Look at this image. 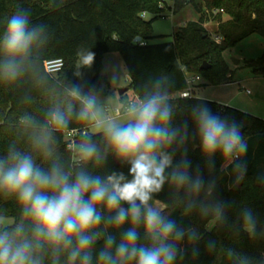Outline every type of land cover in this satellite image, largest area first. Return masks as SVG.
I'll list each match as a JSON object with an SVG mask.
<instances>
[{
  "label": "clouds",
  "instance_id": "1",
  "mask_svg": "<svg viewBox=\"0 0 264 264\" xmlns=\"http://www.w3.org/2000/svg\"><path fill=\"white\" fill-rule=\"evenodd\" d=\"M43 31L42 26L30 27L25 12L7 19L0 33V52L5 57L0 78L11 82L20 75L22 60L43 43ZM94 56L87 52L83 63L90 65ZM158 89L159 82L156 91L131 107L127 122L101 127L103 153L85 134L75 167L66 170L55 160L42 166L53 157L51 131L67 127L71 107L68 115L60 109L49 113L47 125L33 141L36 156L10 147L0 157V197L14 200L20 210L18 221L9 223L0 216V264H45L46 259L51 264H177L178 258H184L185 242L192 246L195 258L202 234L195 227L178 224L168 211L169 202L155 198L165 185L170 189V203L182 206L184 215L198 211L214 227L228 226L231 204L215 196V179L205 180L199 168L193 172L186 147L188 122L172 126L173 106L168 94ZM73 95H79L78 88ZM80 99L77 119L93 121L99 111L96 98ZM191 120V138L198 142L209 173L215 170L219 155L221 170L231 167L232 187L239 185L247 173L248 143L242 125L213 112L204 102L192 107ZM109 155L128 166L127 175L96 174ZM89 166L93 171H88ZM258 182L264 184V174ZM240 220V230L250 239L264 237L250 208L240 210ZM205 247L214 253L217 242L210 239ZM225 251L232 264H264V257L254 261L231 248Z\"/></svg>",
  "mask_w": 264,
  "mask_h": 264
},
{
  "label": "trees",
  "instance_id": "2",
  "mask_svg": "<svg viewBox=\"0 0 264 264\" xmlns=\"http://www.w3.org/2000/svg\"><path fill=\"white\" fill-rule=\"evenodd\" d=\"M190 1V0H188ZM186 0H0V33L6 21L17 12H25L30 18L31 26L43 27V43L34 46L28 56L21 62L20 75L11 82L0 78V157L6 155L10 147L37 155L33 151V141L47 125L51 111L60 109L68 115L72 112L67 127L62 131H51L54 150L53 157L42 166L48 167L55 160L67 170L75 167L78 146L87 134L103 153L105 144L102 132L89 133L91 122L77 119L82 107L80 97L95 92H102L100 71L102 55L105 52H118L129 75L126 87L141 100L159 89L166 92L173 106V127L188 122L189 141L186 145L188 158L193 172L199 168L205 177L216 180L215 196L227 201L228 226L216 228L212 225L206 229L210 219L202 218L198 211L184 215L182 206L171 204L168 185L155 198L169 202L168 211L171 218L184 227H195L202 239L195 247L199 255L192 256V246L185 242L184 258H178L177 264H223L226 249H233L252 258L254 261L264 257V237L250 239L240 230V210L248 207L258 221V233L264 232V184L258 177L264 174V119L240 109L221 105L211 100L194 96L180 97L177 92L186 87V74H197L207 83L221 84L231 80L230 69L222 57V51L251 33L264 37V0H201L197 8L199 18L188 21L173 33L170 42L149 44L151 22L160 16L166 7L172 12L178 11ZM152 14L149 20L145 14ZM143 14V15H142ZM226 16V18H223ZM216 23L219 41L210 37L204 24ZM139 37V41H134ZM2 42V36H0ZM95 54L90 64L94 75L81 87L75 85L77 72L74 64L77 57L87 52ZM78 53H80L78 55ZM61 58V69L50 74L44 70L43 62L50 58ZM20 59V58H18ZM5 57L0 52V72ZM205 61L206 67L200 65ZM251 72L264 76V52L255 59L246 62ZM75 88L79 95L74 96ZM124 104L129 100L126 91L119 95ZM207 103L213 112L227 116L242 125L243 136L248 143L244 157L247 162V173L244 180L232 187L234 175L231 167L221 170L223 163L219 155L215 158L216 168L212 173L200 155L198 142L191 138L193 124L192 107L198 103ZM84 129V134L73 138V147L67 146L66 131ZM51 130V129H50ZM177 154L176 159H179ZM88 171H93L89 166ZM128 173V166L114 165L112 155L107 157L105 166L96 174L105 175L111 172ZM0 216H11L20 219V210L14 200L0 197ZM128 225H125V228ZM217 242V249L209 253L205 247L208 240ZM102 241L97 244L99 248ZM45 264H51L46 259Z\"/></svg>",
  "mask_w": 264,
  "mask_h": 264
},
{
  "label": "rangeland",
  "instance_id": "3",
  "mask_svg": "<svg viewBox=\"0 0 264 264\" xmlns=\"http://www.w3.org/2000/svg\"><path fill=\"white\" fill-rule=\"evenodd\" d=\"M201 5V0H190L176 12H172L168 8H164L160 12V16L156 17L151 22V37L147 40L149 44H159L170 42L173 33L180 26L188 21H196L199 18L197 8ZM153 17L152 14H145L144 18L149 20ZM226 18V16H223ZM210 37L217 34L216 23L208 21L205 26ZM264 52V37L258 33H251L234 45L222 51V57L228 68L230 69L231 82L226 84H210L205 78L199 75L200 79L191 82V94L194 97L208 99L213 101V98H218V94L226 93L235 94L234 104L238 108H243L250 114H255L264 119V76L255 75L251 72L246 62L250 59H255ZM236 61H238L236 63ZM102 67L100 71L101 84L103 91L95 92L92 95L96 98L98 115L91 121L88 127L89 133L101 132V127L107 123H125L128 120V113L113 116L112 111H105L104 106L111 108L120 106L118 88L127 87L129 83V75L123 63L122 57L118 52H105L102 55ZM74 71L77 72L75 85L81 87L85 82H88L94 75V68L91 65H85L82 57H77L74 64ZM190 73L186 74V77ZM248 90V92H246ZM126 97L134 98L131 89L126 90ZM99 125V126H98ZM10 223L13 221L11 216H2ZM212 221L206 224V229L212 227ZM185 244V243H184ZM182 244V247L184 246ZM223 264H232L227 257Z\"/></svg>",
  "mask_w": 264,
  "mask_h": 264
},
{
  "label": "built area",
  "instance_id": "4",
  "mask_svg": "<svg viewBox=\"0 0 264 264\" xmlns=\"http://www.w3.org/2000/svg\"><path fill=\"white\" fill-rule=\"evenodd\" d=\"M186 1H188V0H186ZM213 39L215 41H219L221 38L219 35L215 34V35H213ZM62 65H63V60L59 57L46 59L43 62L44 70L50 74H54V73L58 72L61 69ZM199 79H200L199 75L189 74V76H187L185 78L186 87L184 89L178 91L177 95L180 97L191 96L192 94H191L190 83L195 82ZM246 92H248V90ZM138 103H140V100L137 97H135V98L129 99L127 102H125L124 104H122L120 106H115L113 108H111L109 106H104V109H105V111H112L113 116H117V115H121L123 113L130 112L131 107L138 104ZM79 133L84 134L85 130L84 129H70V130L66 131V137H67V141H68L67 146L69 148L73 147V138L76 135H78Z\"/></svg>",
  "mask_w": 264,
  "mask_h": 264
},
{
  "label": "crops",
  "instance_id": "5",
  "mask_svg": "<svg viewBox=\"0 0 264 264\" xmlns=\"http://www.w3.org/2000/svg\"><path fill=\"white\" fill-rule=\"evenodd\" d=\"M206 23H208V22H206ZM206 23L204 24V26H206ZM216 29V28H215ZM232 80H230V81H228V82H224V83H221V85L222 84H226V83H229V82H231ZM247 91V90H246ZM235 97H236V95L235 94H228V92H227V94L226 93H223V91H222V93H220V94H218V98H213V101L214 102H216V103H219V104H221V105H226V106H230V107H234V108H237V109H240V108H238L237 106H236V104H234V99H235ZM134 98H135V96H134ZM130 99V98H129ZM132 99V98H131ZM206 99V98H205ZM208 100V99H207ZM243 108H241V110H242ZM242 111H245L246 112V110H242ZM249 113V112H248ZM252 114V113H251ZM252 115H255V114H252ZM258 117V116H257Z\"/></svg>",
  "mask_w": 264,
  "mask_h": 264
},
{
  "label": "water",
  "instance_id": "6",
  "mask_svg": "<svg viewBox=\"0 0 264 264\" xmlns=\"http://www.w3.org/2000/svg\"><path fill=\"white\" fill-rule=\"evenodd\" d=\"M140 38L139 37H135L134 41H139ZM238 61H236L237 63ZM206 65H205V61L202 62V64L200 65V68L203 69L205 68ZM127 90L126 87H123V88H118V95H121L123 92H125ZM241 131H243V128H241ZM112 160H113V163L114 165H118L119 164V161L115 159V157L112 156Z\"/></svg>",
  "mask_w": 264,
  "mask_h": 264
}]
</instances>
